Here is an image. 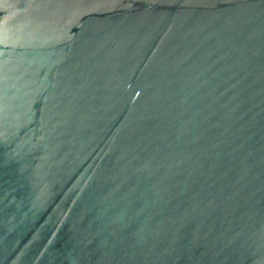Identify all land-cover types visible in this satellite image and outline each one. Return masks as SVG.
Segmentation results:
<instances>
[{
	"label": "water",
	"instance_id": "1",
	"mask_svg": "<svg viewBox=\"0 0 264 264\" xmlns=\"http://www.w3.org/2000/svg\"><path fill=\"white\" fill-rule=\"evenodd\" d=\"M0 264H264V0H0Z\"/></svg>",
	"mask_w": 264,
	"mask_h": 264
}]
</instances>
